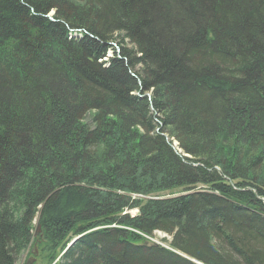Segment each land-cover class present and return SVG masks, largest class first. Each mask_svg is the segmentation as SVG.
<instances>
[{"label":"trees","instance_id":"obj_1","mask_svg":"<svg viewBox=\"0 0 264 264\" xmlns=\"http://www.w3.org/2000/svg\"><path fill=\"white\" fill-rule=\"evenodd\" d=\"M29 244L264 264V0H0V264Z\"/></svg>","mask_w":264,"mask_h":264},{"label":"rangeland","instance_id":"obj_2","mask_svg":"<svg viewBox=\"0 0 264 264\" xmlns=\"http://www.w3.org/2000/svg\"><path fill=\"white\" fill-rule=\"evenodd\" d=\"M113 55L112 51L110 50L108 53H107V56L108 57H111ZM9 59V58H7ZM11 61V59H9ZM103 60H106V58H104ZM16 67H18V64L16 65V63L14 64V67L13 69L16 70ZM150 94V93H148ZM147 94V95H148ZM94 115V112H89L87 113V115L85 116V122H88L90 121L91 117ZM253 127V126H252ZM240 130V128H239ZM231 136H236V133H234V135L232 134ZM238 136V134H237ZM170 139V137H168ZM171 139H174L173 137H171ZM239 140V138L237 139ZM178 142L175 140L174 142V145H177ZM179 149V148H178ZM180 150V149H179ZM186 155V154H184ZM202 189L201 188H197V189H194V190H186L184 188V186H179L177 188H172V189H169L167 191H162V192H158V194H160L159 196L158 195H149V196H146V199H154V200H158L160 198H164V199H174L176 197H182V196H187L191 193H196V192H199L201 191ZM160 197V198H158ZM38 214H35V228L37 227V221H39V218H38ZM122 214H128L130 217H137L140 212H139V208H133V209H126V211L124 210L122 212ZM32 233V236L33 239L36 237V229H34V233L33 231L31 232ZM170 238V236L163 232V231H155L154 232V236L152 237V239L157 242V243H163V238ZM69 245V244H68ZM70 248V247H69ZM33 249H35L34 251H32ZM33 252L32 254L30 252ZM39 254H40V251L35 247H31V244L28 245L27 248H25V250L21 253L18 254V256L15 257V260H13V264H25L27 262H32L31 264H41V260L39 259ZM179 254V253H178ZM185 257V256H184ZM27 261V262H26ZM38 261V262H36ZM196 263V262H195ZM201 263V262H200ZM198 264V263H197ZM201 264H205V263H201Z\"/></svg>","mask_w":264,"mask_h":264},{"label":"water","instance_id":"obj_3","mask_svg":"<svg viewBox=\"0 0 264 264\" xmlns=\"http://www.w3.org/2000/svg\"><path fill=\"white\" fill-rule=\"evenodd\" d=\"M80 238V236L76 237L66 248V250L71 247L73 244H75V242ZM182 255V254H181ZM184 256V255H183ZM186 257V256H185ZM194 262L198 263V264H201L200 262L196 261V260H193ZM32 262H29V264H31Z\"/></svg>","mask_w":264,"mask_h":264}]
</instances>
